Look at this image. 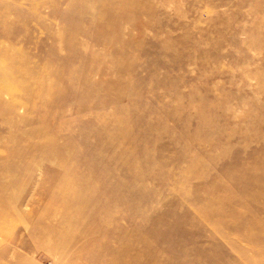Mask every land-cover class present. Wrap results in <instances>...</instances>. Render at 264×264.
<instances>
[{
  "label": "rangeland",
  "instance_id": "rangeland-1",
  "mask_svg": "<svg viewBox=\"0 0 264 264\" xmlns=\"http://www.w3.org/2000/svg\"><path fill=\"white\" fill-rule=\"evenodd\" d=\"M0 264H264V0H0Z\"/></svg>",
  "mask_w": 264,
  "mask_h": 264
}]
</instances>
